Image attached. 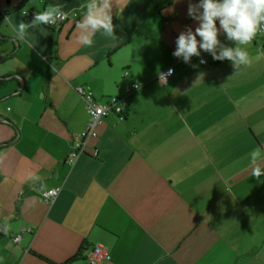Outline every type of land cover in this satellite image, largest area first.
<instances>
[{
    "label": "crops",
    "instance_id": "1",
    "mask_svg": "<svg viewBox=\"0 0 264 264\" xmlns=\"http://www.w3.org/2000/svg\"><path fill=\"white\" fill-rule=\"evenodd\" d=\"M199 2L118 0L115 37L85 47L76 25L87 0H0V264H65L83 247L68 264H89L98 244L110 254L101 264H264V177L249 174L257 147L264 168V57L237 73L203 49L175 57ZM56 4L68 15L60 27L16 39L12 25ZM219 39L236 46L222 29ZM247 48L264 52V33ZM134 83L145 86L128 92ZM78 86L128 105L70 165L88 121Z\"/></svg>",
    "mask_w": 264,
    "mask_h": 264
},
{
    "label": "clouds",
    "instance_id": "2",
    "mask_svg": "<svg viewBox=\"0 0 264 264\" xmlns=\"http://www.w3.org/2000/svg\"><path fill=\"white\" fill-rule=\"evenodd\" d=\"M114 3L119 6L118 0H87V3L81 6L86 11L82 20L76 25L80 44L92 47L97 33L107 38L115 37L116 26L113 23L112 13ZM22 15H27V12H23ZM188 15L199 21V25L194 31L189 28L186 33L179 35L177 50L173 52L175 57H183L185 63H190L193 56H200V50L203 49L205 52H210L216 60H231L237 73L242 68L251 67L254 59L259 61L264 57V52H261L253 58L247 48L259 34L264 33V0H200L199 4H189ZM66 18L67 13L63 5H49L44 11L36 12L30 23L21 20L12 27L16 39L26 41L29 28L36 29L41 25L54 26ZM221 29L228 40L235 43V47L221 45L219 39ZM218 46L219 52H217ZM200 63L206 61L201 59ZM249 155L253 165L249 174L257 182H261L264 168L256 163L262 158L261 149L257 147ZM30 178L40 179L36 175ZM3 231L7 234V226ZM19 238L17 236V239Z\"/></svg>",
    "mask_w": 264,
    "mask_h": 264
},
{
    "label": "built area",
    "instance_id": "3",
    "mask_svg": "<svg viewBox=\"0 0 264 264\" xmlns=\"http://www.w3.org/2000/svg\"><path fill=\"white\" fill-rule=\"evenodd\" d=\"M67 18L62 21H59L54 26L51 25L48 26L56 29L60 27V25L64 23L67 20ZM173 73H174V68L171 67L166 71L162 72L158 76V80L161 81L162 83H165L169 80V77ZM144 86L145 84L142 83H134L128 89V92L138 91L142 89ZM76 90L84 99L86 110L88 113V121L86 128L83 131L77 132L73 135L72 150L67 156V160H66L70 165H73L75 161L78 159L79 155L85 152V148L89 139L98 136V125L100 124L102 119L112 113L118 115V117L121 120L124 119L126 115L125 108L128 105L127 101L123 97L112 96L109 97L106 101L99 103L96 100L94 93L91 90L86 89L83 86L76 87ZM97 154L98 151L95 150L94 155L97 156ZM57 193L58 190L54 188L48 191H43L41 194L42 199L47 203H53L55 198L57 197ZM17 236L21 237L20 234ZM17 236L15 237L16 241L20 239V238L17 239ZM109 258H110V254L108 249L101 244H98L93 248H91L87 256L89 264H101L103 260Z\"/></svg>",
    "mask_w": 264,
    "mask_h": 264
},
{
    "label": "trees",
    "instance_id": "4",
    "mask_svg": "<svg viewBox=\"0 0 264 264\" xmlns=\"http://www.w3.org/2000/svg\"><path fill=\"white\" fill-rule=\"evenodd\" d=\"M0 84L2 85L1 82H0ZM0 236H2V234H0ZM83 249H84V247H83ZM83 249H81V250L79 251V253L76 254L73 258H71L68 262H70V261H72V260H74V259H81V258H83V257H82V250H83ZM68 262H66L65 264H68Z\"/></svg>",
    "mask_w": 264,
    "mask_h": 264
}]
</instances>
